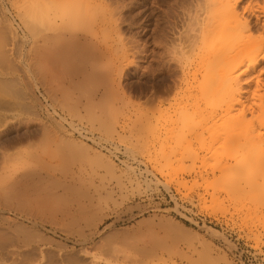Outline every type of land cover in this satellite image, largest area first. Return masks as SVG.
I'll use <instances>...</instances> for the list:
<instances>
[{"label": "rangeland", "instance_id": "1", "mask_svg": "<svg viewBox=\"0 0 264 264\" xmlns=\"http://www.w3.org/2000/svg\"><path fill=\"white\" fill-rule=\"evenodd\" d=\"M262 24L264 0H0V227L60 264L264 256V144L234 142H264ZM240 160L251 175L228 190ZM31 173L48 213L12 198Z\"/></svg>", "mask_w": 264, "mask_h": 264}, {"label": "bare ground", "instance_id": "2", "mask_svg": "<svg viewBox=\"0 0 264 264\" xmlns=\"http://www.w3.org/2000/svg\"><path fill=\"white\" fill-rule=\"evenodd\" d=\"M248 25L249 24L246 23L247 27ZM262 27L264 28V24H262ZM261 61H264V56L261 57L259 60L258 58L251 60L250 66L252 68H255L256 66L261 64ZM246 72L247 71L245 70L242 74L245 75ZM159 104L160 101H158L157 105ZM261 112H264V107L262 108ZM3 116L4 115L0 113V130L5 127V125L2 124ZM43 129L46 138L54 142H59L60 144H58V146L63 151L74 152L76 154L85 156L99 168L103 169L105 173L113 177L116 176V170L113 165L109 161L104 159L102 156L94 154L91 157L90 152L85 146L78 145L68 139L65 140L61 137H58L52 130L49 129V127ZM242 136V142L237 139L234 141L235 144H264L261 139H259L251 132H244ZM237 164L239 171L234 181L226 182L224 184L225 188L228 190L233 187H237L240 182H244L251 175V171L245 169L244 167L245 161L240 160ZM262 173H264V170ZM45 184L46 179L43 178L40 174L31 173L27 175H21L15 181V189L12 198L14 200L18 198H23L25 200V206L30 211H36L37 213H48L49 210H51L50 204L52 202L59 201V199L57 196L47 192L44 189ZM262 184L264 185V180L262 181ZM61 213L63 215H67V213L70 214L72 213V209H68L67 213L64 211H61ZM79 214L81 217L86 216L87 208L85 206H81ZM11 223L13 224H9V229L0 227V253L6 255L7 259H9L13 263L19 264H39L40 260L46 257L50 260L52 264L61 263V258L58 254H55L54 252H51L47 249H41L39 245L35 243L29 233H21L17 230H13L11 226L15 225L16 223L14 221H11Z\"/></svg>", "mask_w": 264, "mask_h": 264}, {"label": "built area", "instance_id": "3", "mask_svg": "<svg viewBox=\"0 0 264 264\" xmlns=\"http://www.w3.org/2000/svg\"><path fill=\"white\" fill-rule=\"evenodd\" d=\"M243 251H241L240 253H237L238 256V262H240L241 264H262L264 262V256H262L261 254L258 253V251H256L255 249H250L247 250L246 253L249 254V257L244 256Z\"/></svg>", "mask_w": 264, "mask_h": 264}]
</instances>
